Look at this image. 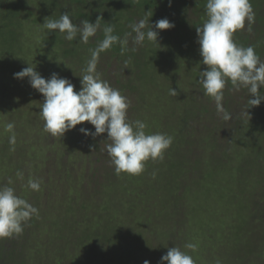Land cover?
<instances>
[{
    "label": "rangeland",
    "instance_id": "374dc122",
    "mask_svg": "<svg viewBox=\"0 0 264 264\" xmlns=\"http://www.w3.org/2000/svg\"><path fill=\"white\" fill-rule=\"evenodd\" d=\"M146 1L134 23L148 19L157 31L155 23L167 18L174 27L159 31L157 42L146 39L144 45L132 44L135 33L128 37L143 62L142 72L134 70L132 61L105 53L97 71L130 102L129 121H143L146 134H166L173 142L162 160L146 161L141 174L117 175L106 152L107 132L85 136L80 128L95 131L88 122L63 136L45 132L38 115L44 97L29 78L14 79V73L32 66L46 80L55 73L79 91L90 57L83 43L84 55L62 57L64 50L57 47L62 35L41 26L56 13L53 8L43 6L44 0H0V188L13 187L17 196L38 209L23 232L13 235L16 240L0 239L10 253L17 252L12 260L2 252L0 264H69L61 259L76 243L85 235L103 233L110 224L125 238L124 252L89 255L92 264H160L172 247L190 255L194 264H264V223L255 221L253 211L264 200V101L251 107L247 88L235 91L229 82L222 104L232 118L222 119L198 83L207 66L197 42V19L187 17L188 26L181 23L183 15L193 16L195 3L187 0L184 13H178L179 0ZM65 2V9L72 8L73 1ZM107 2L106 14L110 9L129 12L135 4ZM252 10L251 32L246 21L237 33L264 61V0ZM148 11L152 16H146ZM203 14L207 20L206 10ZM70 17L76 24L74 13ZM5 19H14L9 28ZM127 20L119 23L131 33L129 24L134 23ZM106 23L117 29L112 20ZM171 88L176 96L169 94ZM259 91L264 95V87ZM10 122L15 125V145H10L12 133L6 131ZM30 178L41 182L40 191L26 187ZM145 240L150 246L145 247ZM188 243L196 249L186 248Z\"/></svg>",
    "mask_w": 264,
    "mask_h": 264
},
{
    "label": "clouds",
    "instance_id": "9594fccd",
    "mask_svg": "<svg viewBox=\"0 0 264 264\" xmlns=\"http://www.w3.org/2000/svg\"><path fill=\"white\" fill-rule=\"evenodd\" d=\"M152 14L148 11L146 16ZM206 15V22L202 27L196 28L202 63L207 66V70L200 72L198 83L202 85L204 95L214 100L217 113L227 121L232 118L222 104L223 90L227 83L230 82L235 91H239L241 87L247 88L250 96L248 104L251 107H257L264 101V95L259 91L264 87V61H261L252 46H238L233 40L234 33L245 29L246 21L247 30H252L254 13L250 0H207ZM101 20L103 19L98 17L95 23L83 20L76 25L69 13H64L59 19L46 18L41 26L50 32L58 30L68 41L75 40L79 34L80 42L87 44L89 38L94 37L100 29ZM105 25L104 38L94 49L89 50L91 58L82 70L79 91L74 90L75 86L69 80L60 78L55 73L46 80L32 66L14 73V79L29 78L31 87L44 97L38 115L44 121L45 132L63 136L77 125L88 122L94 126L95 131L80 128L85 136L95 138L107 132L110 143L106 145V152L115 174L139 175L144 171L146 161L164 158L173 138L162 133L146 134L147 125L143 121H129L127 109L130 102L118 89L112 88L108 81L101 78L97 65L101 53L113 45L119 43L123 50L132 33H135L133 43L142 45L146 39L157 42L158 32L169 30L174 25L167 18L160 19L155 23L157 31H154L148 19H140L130 25L132 32L126 33L123 39L113 34V25ZM169 94L176 96L177 92L171 88ZM14 128V123L6 125V131L12 133L10 145L16 143ZM16 175L23 178L20 171ZM12 183L10 178L8 184ZM26 187L32 191H40L41 182L30 178ZM33 215H38V209L17 196L13 187L0 188V239L21 234L23 225ZM185 247L193 251L196 249V245L192 243ZM165 262L194 264L193 258L178 247L169 248L167 254L161 257L160 264ZM143 264H150V261L145 260Z\"/></svg>",
    "mask_w": 264,
    "mask_h": 264
},
{
    "label": "trees",
    "instance_id": "16d2710c",
    "mask_svg": "<svg viewBox=\"0 0 264 264\" xmlns=\"http://www.w3.org/2000/svg\"><path fill=\"white\" fill-rule=\"evenodd\" d=\"M75 2L74 6L72 5L73 2L69 3V8L64 7V5L66 4L65 0H44V4L47 8H53L55 10V14L51 15L49 18L52 17H57L61 14L64 13H69V15L73 14L75 15V20H76V25H77V21L78 23H81V21L83 20H88L91 23H95V21L97 20L98 17H101L103 20L100 21V29L97 31L96 35L94 37H90L89 38V42L87 44L83 43V52L84 54L89 53L90 57H87V59L91 58V53H90V49H94L97 44L104 38V34H103V28L106 26L105 23L107 21H113V24H115L116 26V30H114L115 35L120 36L122 39L124 38L125 34L128 33L126 32V28L122 25H120L119 22H121V20H127L126 17H128V23H134V20L136 19V17L140 13V7H143V2L147 3L146 0H133L135 2V4H132V9L129 12L126 13H122L119 12L117 9H110V11L108 12V14L105 13V9L104 6H106V4H108L107 0H70ZM177 1V0H175ZM182 4V7H179L178 13H184L182 8L184 7L186 10V3L187 0H179ZM193 2L195 3L194 5V10L191 12V14L193 16H188V14L183 15V20L181 21V23L183 25H189L187 19L190 18L191 21H194V19L196 18L197 20L195 21V25L196 28L197 26H202L205 22H206V18L203 17L204 14V10H206V4H207V0H193ZM261 2V0H250V4L251 7L253 9V7H257L258 4ZM19 4V3H18ZM181 4H178L177 6H180ZM168 4L164 5V8L166 9L165 6H167ZM12 6H17V3L13 2ZM169 6V5H168ZM161 7V6H160ZM107 8V7H106ZM111 8V7H110ZM47 9V10H49ZM162 9V8H161ZM19 10V8H18ZM20 11V10H19ZM153 11V10H151ZM164 11V10H163ZM188 17V18H187ZM14 19H5L4 21H6V25L5 27L9 28L12 25V21ZM130 20V21H129ZM131 24H129L130 27ZM195 28V31H196ZM187 30V29H186ZM47 31V29H46ZM48 33H50V31L48 30ZM233 40L234 42L238 45V46H246L247 47V39L241 34L239 33H234L233 36ZM132 44L133 40H131ZM80 36L79 34L77 35L76 39L73 41H64L63 40V35L62 38L59 39V43H57V47L58 48H62V57L69 59L70 57H74L77 58L78 55H84L83 53H80L81 51V47H80ZM127 44V46L122 50L121 46L119 43L113 45L109 50L105 51V54H108V58L111 59H117L119 61H126V60H130L132 61L133 67H135V71L137 73L142 72V68L140 69V67L143 65V62L141 59L138 58L137 56V52H135V50H133V45ZM144 45V42H143ZM132 47V48H131ZM264 47V46H263ZM52 48V46H51ZM255 49V47H253ZM104 53H101L100 57L103 55H105ZM99 57V58H100ZM105 58V57H102ZM80 62H82L80 60ZM144 76V75H143ZM142 76V77H143ZM24 192H27L26 189H24ZM253 211H256V214L254 218L256 222H263L264 223V200L261 201L260 204L256 205L253 208ZM260 213V214H258ZM109 229L107 230H103L102 232H95V233H91L92 235H90L89 237H87L85 235V237L80 240L78 243H76V248L77 250H73L69 252V254L65 255V257L61 260H68L69 264H92L91 259L89 258V255H93L96 254L97 256L101 257V254H99V252L103 253V256H109L110 254H114L115 251L117 250L118 253L124 252L123 247L125 248V246L123 245L125 243V241L122 243V241L125 239H123V237H121L119 235V232L117 231L118 229H116V227H113L111 224L108 227ZM24 229V228H23ZM109 235L111 236V238L109 237ZM18 236V235H17ZM130 237L126 238L128 239V242L130 241V238H132L131 234L129 235ZM13 236L8 237L6 239H10V240H16L17 237L15 239H12ZM92 239V240H90ZM132 240V239H131ZM135 240V239H134ZM96 243H95V242ZM146 241V240H145ZM100 245H98V244ZM109 243V244H108ZM7 245L3 244L0 242V256L3 254H7V257H10V259L12 260V256H14L15 254H17V252L13 251V253H10V251L8 250V248L6 247ZM146 246H150L149 241H146ZM127 249H128V244L126 245ZM129 249H131L129 247ZM145 249V248H144ZM3 252V254H2ZM59 252L61 254L64 253L63 250H59ZM10 253V254H9ZM12 254V255H11ZM61 257H63V255H61ZM119 257L121 258V255H119ZM1 258V257H0ZM99 260H102L101 258H99ZM43 263V262H42Z\"/></svg>",
    "mask_w": 264,
    "mask_h": 264
}]
</instances>
